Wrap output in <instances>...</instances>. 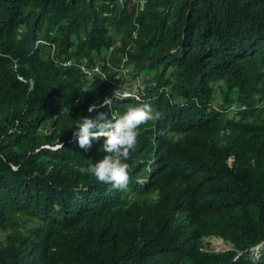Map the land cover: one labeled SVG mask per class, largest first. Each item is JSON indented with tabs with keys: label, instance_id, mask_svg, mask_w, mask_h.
I'll return each mask as SVG.
<instances>
[{
	"label": "trees",
	"instance_id": "obj_1",
	"mask_svg": "<svg viewBox=\"0 0 264 264\" xmlns=\"http://www.w3.org/2000/svg\"><path fill=\"white\" fill-rule=\"evenodd\" d=\"M140 2L0 0V227L17 225L0 264H264V0ZM120 39L143 88L123 93L106 61L84 88L56 62ZM138 103L154 118L127 188L81 173L104 153L103 138L78 145L80 117ZM203 236L231 246L204 250Z\"/></svg>",
	"mask_w": 264,
	"mask_h": 264
},
{
	"label": "clouds",
	"instance_id": "obj_2",
	"mask_svg": "<svg viewBox=\"0 0 264 264\" xmlns=\"http://www.w3.org/2000/svg\"><path fill=\"white\" fill-rule=\"evenodd\" d=\"M89 90H86L87 92ZM112 97H106L104 105L113 106L114 102L126 98L121 89H117ZM135 99H139L136 97ZM96 109L90 105L88 112ZM154 118L150 106L147 104H130L121 113L115 109L111 117L100 112L95 118L82 116L72 128L73 137L78 145L87 150L92 147L93 140L103 138L101 150L103 157L86 168L81 167L80 172L93 175L98 182L112 184L114 188L124 190L127 188L130 176L129 165L126 163L131 158L132 151L136 148L139 129ZM161 135H166V130H161Z\"/></svg>",
	"mask_w": 264,
	"mask_h": 264
},
{
	"label": "rangeland",
	"instance_id": "obj_3",
	"mask_svg": "<svg viewBox=\"0 0 264 264\" xmlns=\"http://www.w3.org/2000/svg\"><path fill=\"white\" fill-rule=\"evenodd\" d=\"M140 1L142 2V0ZM121 43L122 41L120 39V41L115 42L112 47L104 49L100 53L99 59L101 60V62L106 61L110 69H118V75L120 78H122V81L120 83L122 90H126V88L127 89L136 88L140 83L142 84L143 81L141 80L140 74L138 76H133L135 70L134 69L132 70L130 65L125 66L124 58H121V60L118 61V58L122 57V53H123V50H121ZM117 62L119 66H116ZM81 82L82 84H84V88H92V86L98 83L96 80L87 79L83 77L81 79ZM31 223L32 220H26V221L18 220L17 222V224L20 225L19 227L21 226L26 227L31 225ZM16 226H17L16 224H10L9 226H7L8 230H6V228L0 227V241L4 239L7 231L16 228ZM229 246H231L230 243L220 236H203L201 239V247L204 250L218 251V250H223L224 248Z\"/></svg>",
	"mask_w": 264,
	"mask_h": 264
},
{
	"label": "built area",
	"instance_id": "obj_4",
	"mask_svg": "<svg viewBox=\"0 0 264 264\" xmlns=\"http://www.w3.org/2000/svg\"><path fill=\"white\" fill-rule=\"evenodd\" d=\"M55 49L54 47L51 49L50 54L54 55ZM125 59V58H124ZM56 62L60 65H73L76 68H78L81 72L82 75L87 78V79H101V78H105L106 77V73L105 71L102 69L101 67V60L97 57L94 60H89L87 57L82 56L79 59H72V58H68V59H61V60H56ZM19 78H22V76L18 75ZM115 78H118L119 75L116 74L114 76ZM115 78L112 80V83L115 87H117V83L114 82ZM139 81V79H138ZM141 86V88H143L144 83H140L139 84ZM129 91H131L130 88H126V90H123V93H129ZM109 97V96H106ZM105 97V98H106ZM264 104V97L262 98V100H260L259 102L256 103V106H261ZM246 105L244 103H238L236 101H233L229 104L228 109L230 111H235V110H239V109H243L245 108Z\"/></svg>",
	"mask_w": 264,
	"mask_h": 264
},
{
	"label": "water",
	"instance_id": "obj_5",
	"mask_svg": "<svg viewBox=\"0 0 264 264\" xmlns=\"http://www.w3.org/2000/svg\"><path fill=\"white\" fill-rule=\"evenodd\" d=\"M227 248V247H226ZM225 249V248H224Z\"/></svg>",
	"mask_w": 264,
	"mask_h": 264
}]
</instances>
